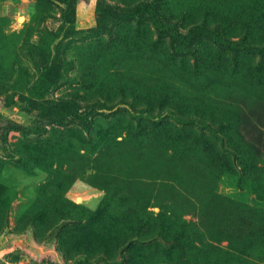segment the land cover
<instances>
[{
    "label": "rangeland",
    "instance_id": "rangeland-1",
    "mask_svg": "<svg viewBox=\"0 0 264 264\" xmlns=\"http://www.w3.org/2000/svg\"><path fill=\"white\" fill-rule=\"evenodd\" d=\"M0 264H264V0H0Z\"/></svg>",
    "mask_w": 264,
    "mask_h": 264
},
{
    "label": "trees",
    "instance_id": "trees-1",
    "mask_svg": "<svg viewBox=\"0 0 264 264\" xmlns=\"http://www.w3.org/2000/svg\"><path fill=\"white\" fill-rule=\"evenodd\" d=\"M229 44H231V45H233V44H237V43H234V42H228ZM159 237H162L161 235L159 236ZM163 239V238H162ZM163 241H164V243L165 244H167V245H174L175 243H177L176 241H173V242H169V241H167V240H165V239H163ZM169 242V243H168Z\"/></svg>",
    "mask_w": 264,
    "mask_h": 264
},
{
    "label": "bare ground",
    "instance_id": "bare-ground-1",
    "mask_svg": "<svg viewBox=\"0 0 264 264\" xmlns=\"http://www.w3.org/2000/svg\"><path fill=\"white\" fill-rule=\"evenodd\" d=\"M77 199H80V197H79V196H77Z\"/></svg>",
    "mask_w": 264,
    "mask_h": 264
}]
</instances>
